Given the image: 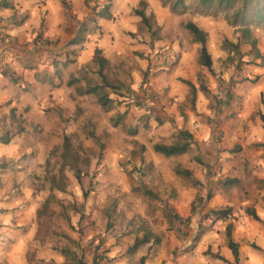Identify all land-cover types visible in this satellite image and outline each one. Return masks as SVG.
I'll list each match as a JSON object with an SVG mask.
<instances>
[{"label": "rangeland", "instance_id": "1", "mask_svg": "<svg viewBox=\"0 0 264 264\" xmlns=\"http://www.w3.org/2000/svg\"><path fill=\"white\" fill-rule=\"evenodd\" d=\"M16 1L0 16V74L17 83L8 102L20 105L0 106V264L223 263L215 254L229 221L232 232L241 224V237L251 229V249L264 245V225L244 211L261 201L264 218V25L251 26L255 46L241 40L235 51L241 30L229 13H200L197 0L183 10L175 0ZM188 21L207 32L211 70ZM89 43L108 56L109 86L92 60L78 64ZM96 85L86 115L54 98ZM22 94L33 101L30 115ZM181 130L197 139L185 153L153 150L181 142ZM213 199L231 204L229 220L204 217ZM143 234L148 242L129 251Z\"/></svg>", "mask_w": 264, "mask_h": 264}, {"label": "trees", "instance_id": "2", "mask_svg": "<svg viewBox=\"0 0 264 264\" xmlns=\"http://www.w3.org/2000/svg\"><path fill=\"white\" fill-rule=\"evenodd\" d=\"M62 3L64 1L62 0ZM0 7L3 8H12L13 5L11 2L7 0L0 1ZM173 7L180 8L183 10L186 8L184 0H175L173 3ZM195 10L197 9L200 13L205 12H216V10H223L228 14V19L233 26H237L241 30L240 39L236 43H230L235 51L238 50V46L241 42L250 43L252 46L256 45L257 39L252 36L251 34V26L252 25H264V0H197L196 4L194 5ZM106 10V9H104ZM99 13V12H98ZM135 15L139 16L141 21L144 24H147V17L143 10L134 9ZM184 28L189 32L192 37V40L199 44V62L209 70H211L212 60L210 53L207 50L206 42H207V32L200 28L197 24L192 21H188L184 23ZM256 52H258L256 50ZM92 62L96 64L97 69L96 72L99 78L102 81V84L105 86H109L107 81L106 74L104 70L106 66L109 64V60L102 54L101 49L95 47L92 55ZM76 79H69L67 84H72ZM191 87L192 96H195V87L188 81H185ZM98 86H93L90 88H85L80 90L79 92L82 93H94L98 90ZM99 104L105 105L108 102V99L102 96L98 97ZM259 118L262 123V128L264 129V113L258 112ZM179 135L181 136V142H175L172 144H164V143H154L152 148L155 152L163 154L164 156H175L181 155L185 153L190 145L193 143V135L187 130L179 131ZM67 138L65 137L64 141V151L66 152L69 145L66 142ZM3 143H8L9 139H3ZM264 147V143L262 144ZM176 174L192 177V173L189 169L186 168H176ZM237 181L235 178L226 179L225 183L227 184H234ZM245 213L250 216L252 219L261 222L264 225V220H262L257 214L254 208L245 207ZM233 214L232 206L226 205L216 209H209L206 213V217H211L213 220H226L230 218ZM178 215H174L173 218H177ZM177 221V220H176ZM232 223L229 221L225 226V236L227 240V246L231 250V253L234 257V261L232 264H237L239 260V251H238V243L233 241L232 239ZM149 238L146 234H143L141 237H136L133 243L128 247L129 251H135L140 245L143 243L148 242ZM255 249L264 251L261 247L253 244L252 245ZM215 257L226 261L224 257L219 254H215ZM95 264L97 260H94ZM79 264V263H78Z\"/></svg>", "mask_w": 264, "mask_h": 264}, {"label": "crops", "instance_id": "3", "mask_svg": "<svg viewBox=\"0 0 264 264\" xmlns=\"http://www.w3.org/2000/svg\"><path fill=\"white\" fill-rule=\"evenodd\" d=\"M55 1H57V0H55ZM9 2H12V1L9 0ZM51 2H52L51 0L47 1V6L48 7L52 5ZM16 3H17V1L15 0L13 6H17ZM13 8L0 7V16H2V17L3 16H8L9 15L8 11H10ZM48 11H49V9H48ZM51 12H52V9H51L50 13ZM0 20H2V19H0ZM22 26H23L22 28H24V31H25L26 23H23ZM3 29L4 28H2V30ZM13 32H14V34H17L16 33L17 32L16 29L11 30V33H13ZM90 44L91 43H89L88 45H85V47H84L85 50L81 54H79V56H78V62H79L78 64H79V66L81 64H83V63L88 62L89 60L91 61L92 55H93V51H94L93 49H94L95 46H98L99 49H102V50L104 49V48H102L103 46L100 45V44L97 45V43H95L94 47H92ZM104 56L108 57L105 53H104ZM8 67L9 68H13V67L15 68L16 67V63L15 62H11V63L8 64ZM75 83H77V82H75ZM78 84H79V82H78ZM16 85H17V83L14 84V86H13V84L8 80V78H5L4 76H2L0 74V106H2L3 108H5L6 105H9L11 108H13L15 106L20 108V105H19L18 102H16V101L11 102V103L8 102L10 96L12 95V92L15 91V93L17 94L18 91H19L18 88H17L18 85L17 86ZM23 86L24 85L22 84V87ZM32 86L33 85H31V87ZM66 88H69V87L66 86ZM72 88H74V87H72ZM68 90L69 91L67 93V96H65V97L54 95V98H55L57 104L59 105V108L65 110L68 107V108H73L74 110H76V107L79 106V107H81V110L83 111V113L85 112V115H86L87 107L89 106L87 104L86 100H87L88 95H90V93H82V94L75 95L74 94L75 88L72 89V90L71 89H68ZM50 94H52V93H50ZM23 98H25V99H23ZM26 98H28L27 94H22L21 97H20V99H23V100L26 101L25 105L26 104L29 105V111H28L27 114L30 115V113L32 114V111H33V109H35V107L33 108V101H31V98L30 99H26ZM36 99L38 100L37 97H36ZM7 102H8V104H7ZM42 110H43L42 112H44V109H42ZM69 112H71V111H69ZM198 138H200V137H198ZM193 140L196 142L197 139L193 138ZM215 197L216 196H214L213 198H215ZM215 200L216 199L210 200L209 201L210 203L208 202V204L204 208V211L207 212L209 209H212V208L216 209L217 207H215L214 206L215 204L213 203V202H215ZM229 206H231V204H229ZM260 207H263V203H261V201H260V204H256V209L258 210V212H260V210H259ZM257 210H256V214L259 216ZM205 215H206V213L204 214V217L206 218ZM228 220H229V218H228ZM262 220H264V218H262ZM209 222H210L209 225H211L212 221H209ZM238 225H240L238 227V229H235L232 232V234H231L233 241L238 243V251H239V256L238 257H239V260H238L237 264H257V260H258V257H259L258 254L259 253L257 252V250H253L247 244H244V241L252 240V238L254 236V233L251 231L250 228H247L245 233H244V237H241V235L239 233V230H240L239 228H241L242 226H241V224H238ZM224 230H225V227H224ZM261 234H264V230H261ZM224 242H225V245L221 246V254L220 253H218V254L221 255L222 257H224V259L226 261L220 260L218 258H216V260L218 259L220 261H223L224 264H232L233 261H234V257H233V255L231 253V250L227 246L226 236H225ZM257 246H259V245H257ZM259 247L264 249V245L263 246L260 245ZM260 258L264 259V257H260ZM223 263H215V264H223Z\"/></svg>", "mask_w": 264, "mask_h": 264}, {"label": "built area", "instance_id": "4", "mask_svg": "<svg viewBox=\"0 0 264 264\" xmlns=\"http://www.w3.org/2000/svg\"><path fill=\"white\" fill-rule=\"evenodd\" d=\"M2 52H5V50L2 51ZM156 97H157V95L154 94V95H153V100H151V104H152V106L155 105V103H156V100H157ZM194 126H197V124H194Z\"/></svg>", "mask_w": 264, "mask_h": 264}]
</instances>
